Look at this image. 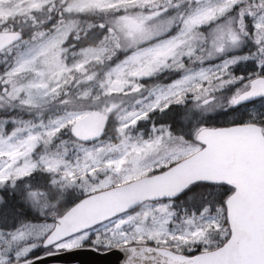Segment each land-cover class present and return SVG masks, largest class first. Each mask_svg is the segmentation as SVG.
I'll return each mask as SVG.
<instances>
[{"label": "snow or ice", "instance_id": "1", "mask_svg": "<svg viewBox=\"0 0 264 264\" xmlns=\"http://www.w3.org/2000/svg\"><path fill=\"white\" fill-rule=\"evenodd\" d=\"M264 264V0H0V264Z\"/></svg>", "mask_w": 264, "mask_h": 264}, {"label": "water", "instance_id": "2", "mask_svg": "<svg viewBox=\"0 0 264 264\" xmlns=\"http://www.w3.org/2000/svg\"><path fill=\"white\" fill-rule=\"evenodd\" d=\"M116 255H110L109 257H104L96 253H92L91 251H80L77 253H65L59 258L49 257L45 261V264H111L112 261H115Z\"/></svg>", "mask_w": 264, "mask_h": 264}]
</instances>
